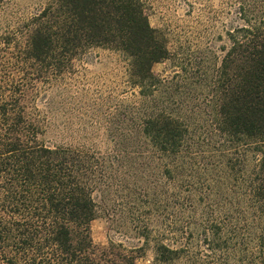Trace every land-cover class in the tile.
<instances>
[{"label":"trees","instance_id":"obj_1","mask_svg":"<svg viewBox=\"0 0 264 264\" xmlns=\"http://www.w3.org/2000/svg\"><path fill=\"white\" fill-rule=\"evenodd\" d=\"M233 1L243 25L191 109L152 74L170 53L144 0H48L0 34V264H136L149 245L153 264H264V0ZM94 49L123 57L149 151L125 137L105 153L39 141V104ZM132 153L142 180L159 177L132 183L143 246L97 247L94 193Z\"/></svg>","mask_w":264,"mask_h":264},{"label":"rangeland","instance_id":"obj_2","mask_svg":"<svg viewBox=\"0 0 264 264\" xmlns=\"http://www.w3.org/2000/svg\"><path fill=\"white\" fill-rule=\"evenodd\" d=\"M47 1L4 0L0 7V34L36 14ZM144 1L146 21L164 37L170 53L169 60L152 68V74L168 81L173 101H182L191 109L215 75L223 55L220 50L229 46L226 33L243 25L238 6L233 0ZM137 94V89L128 83L120 54L91 50L74 62L70 74L50 90L46 103L39 104L46 121L39 141L47 146L105 153L114 151V143L125 137L149 151L137 126ZM162 98H168V94ZM129 155L118 170L117 184L94 193L98 215L90 231L97 247H105L110 241L128 248L143 246L135 228L136 216L128 205L141 198L142 193L132 183L158 185L159 177L154 170L150 178L142 180L144 168L140 160L133 153ZM126 185L129 189L125 190ZM153 258L149 245L136 264H153Z\"/></svg>","mask_w":264,"mask_h":264}]
</instances>
